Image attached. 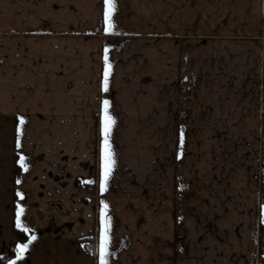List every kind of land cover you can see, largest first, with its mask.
I'll use <instances>...</instances> for the list:
<instances>
[{
    "label": "crops",
    "instance_id": "crops-1",
    "mask_svg": "<svg viewBox=\"0 0 264 264\" xmlns=\"http://www.w3.org/2000/svg\"><path fill=\"white\" fill-rule=\"evenodd\" d=\"M114 3L108 31L104 0H0V125L19 168L0 214L15 195L36 237L8 264H101L105 228L106 264H264V0Z\"/></svg>",
    "mask_w": 264,
    "mask_h": 264
},
{
    "label": "trees",
    "instance_id": "trees-1",
    "mask_svg": "<svg viewBox=\"0 0 264 264\" xmlns=\"http://www.w3.org/2000/svg\"><path fill=\"white\" fill-rule=\"evenodd\" d=\"M262 129H264V82L262 87ZM16 155L13 154L12 162V185L14 176L19 172V168L16 164ZM263 163V160H262ZM263 167V165H262ZM85 200V199H82ZM15 195H12V221H11V240L7 242L5 249L2 254H0V264H8L13 260L18 253L17 246L19 244L26 243L29 236L26 232L18 229L15 225ZM77 248L86 257L94 258L96 255V237H84L76 241ZM258 255L259 258L264 261V224L259 225L258 229Z\"/></svg>",
    "mask_w": 264,
    "mask_h": 264
},
{
    "label": "snow or ice",
    "instance_id": "snow-or-ice-1",
    "mask_svg": "<svg viewBox=\"0 0 264 264\" xmlns=\"http://www.w3.org/2000/svg\"><path fill=\"white\" fill-rule=\"evenodd\" d=\"M104 4H105L104 21H105V24L107 26L106 30L111 31V29L113 27L112 13L115 10L116 5L114 3V0H104ZM105 60L107 61V54L105 55ZM110 67L111 66L109 65L105 70V89L107 88V79H108ZM111 123H112L111 117L107 115V102H105V121H104L105 149H104V156H103V161H104L103 169H104V171H103V178L101 181V191H104V189L106 188L107 179H108V176L110 175V172H111V152H110V147L107 144L108 135L110 134V131H111ZM181 139L183 141V137H181ZM21 160H23V158H21ZM21 166L23 167V163ZM17 195H19V193ZM21 198H23V197H21ZM105 208H107V205H105ZM22 213H23V209L21 208L17 212V227L21 228L22 231H27V229L24 228L23 225H21V223H20V216L22 215ZM35 239H36L35 235H32L28 241V244H30ZM28 244H22L19 246L18 253H17L18 259H22L24 253L28 251ZM107 244H108V237H107V229L105 228L103 239H102L101 246H100V248H101V251H100L101 264H106V260H107V256H108Z\"/></svg>",
    "mask_w": 264,
    "mask_h": 264
},
{
    "label": "rangeland",
    "instance_id": "rangeland-1",
    "mask_svg": "<svg viewBox=\"0 0 264 264\" xmlns=\"http://www.w3.org/2000/svg\"><path fill=\"white\" fill-rule=\"evenodd\" d=\"M7 126L0 125V132L3 131ZM6 130V129H5ZM4 132V131H3ZM262 160H263V170H262V199L264 200V137H262ZM3 147V148H2ZM11 150H12V136L4 135L2 132L0 133V181L6 176L7 171L12 169V159H11ZM9 168V169H8ZM11 176V175H10ZM12 181V180H11ZM9 180V182H11ZM88 194V193H86ZM11 194H9V198L4 202V206L6 208L5 213L10 212V198ZM3 201H0V203ZM1 207V204H0ZM11 220L10 216H5L0 214V254L3 253L4 247L6 246L9 239H11Z\"/></svg>",
    "mask_w": 264,
    "mask_h": 264
},
{
    "label": "built area",
    "instance_id": "built-area-1",
    "mask_svg": "<svg viewBox=\"0 0 264 264\" xmlns=\"http://www.w3.org/2000/svg\"><path fill=\"white\" fill-rule=\"evenodd\" d=\"M84 197H85V198H89V194H85Z\"/></svg>",
    "mask_w": 264,
    "mask_h": 264
}]
</instances>
